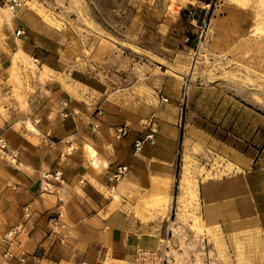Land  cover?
<instances>
[{
  "label": "rangeland",
  "instance_id": "rangeland-1",
  "mask_svg": "<svg viewBox=\"0 0 264 264\" xmlns=\"http://www.w3.org/2000/svg\"><path fill=\"white\" fill-rule=\"evenodd\" d=\"M21 1L11 12L0 0V154L9 160L3 119L13 112L34 116L45 94L53 101L61 88L97 106L115 96L140 111L145 130L154 123L155 136L177 131L175 195L188 221L206 167L212 178L232 170L210 146L183 145L190 117H205L245 143L264 142V0H213L181 14L175 0ZM166 10L174 19L170 33L143 31L148 14L161 17ZM19 27L24 36L16 35ZM29 123L25 128L38 133ZM188 135L199 141L195 128ZM245 174L232 184L214 182V195L250 192L264 211V161ZM4 194L0 200H12ZM12 211L0 209L6 217H0V254ZM188 228L182 225L176 240L161 241L138 264H264V236L224 240L214 232L204 242Z\"/></svg>",
  "mask_w": 264,
  "mask_h": 264
},
{
  "label": "crops",
  "instance_id": "crops-1",
  "mask_svg": "<svg viewBox=\"0 0 264 264\" xmlns=\"http://www.w3.org/2000/svg\"><path fill=\"white\" fill-rule=\"evenodd\" d=\"M212 1L175 0V6L181 14L188 7ZM170 15L168 10L161 17L148 14L143 31L170 33L174 22L169 21ZM45 95L34 116L13 112L10 119H3L10 160L0 154V190L12 200H0V209L13 210L8 225L24 224L12 248L26 254L27 264H138L140 256L157 252L164 245L161 241L176 240L182 225L189 227L190 237L204 242L214 232L224 240L264 236V211L252 193L216 196L212 188L216 181L232 184L244 177L242 173L256 170L264 161V142L259 138L245 143L205 117H190L183 145L210 146L226 158L232 170L212 178L206 167L198 180L199 202L190 208L195 216L185 221L175 195L179 145L175 129L168 135L156 134L134 153L135 140L148 130L140 124V111H133L124 100L109 96L97 106L93 99L70 98L63 88L54 92L53 101ZM98 107L102 115L96 114ZM28 120L38 133L25 128ZM94 123L99 124L97 130L92 129ZM123 124L130 125V133L115 140L114 129ZM193 128L199 141L186 138ZM119 164L129 170L115 182L113 174ZM25 205L35 212L30 220L24 218ZM60 211L65 214V228L51 223ZM194 225L202 231L192 229ZM2 254L0 264H14Z\"/></svg>",
  "mask_w": 264,
  "mask_h": 264
},
{
  "label": "built area",
  "instance_id": "built-area-1",
  "mask_svg": "<svg viewBox=\"0 0 264 264\" xmlns=\"http://www.w3.org/2000/svg\"><path fill=\"white\" fill-rule=\"evenodd\" d=\"M7 8L11 12H15L18 10V8L21 7L22 1L21 0H6L5 2ZM26 34L25 28L19 27L16 30V35L17 36H24ZM168 99L162 97V102H166ZM97 114H102V110L100 108H97L96 110ZM151 127L148 131V133L142 137L138 138L134 142V153L139 152L145 142H152L155 138V133H156V127L154 123H151ZM99 128V124H92V129L97 130ZM130 133L129 127L126 124L119 125L114 129V138L115 140H121L125 137H127ZM128 166L124 164H119L116 167V170L114 171L113 174V180L115 182L121 181L125 175L128 172ZM48 178V175L45 176ZM57 178V176H56ZM24 212V218L27 220H30L33 218L35 215V212L32 210L30 205H25L23 208ZM64 212L60 211L56 213L52 218H51V223L53 227H61L65 228L66 224L64 221ZM24 230V224H18L14 227H12L10 230L4 233L2 237V242L5 244V250L2 254V257L5 261H11L14 260V264H27V257L26 254L23 252H17L12 248V244L16 240L17 236Z\"/></svg>",
  "mask_w": 264,
  "mask_h": 264
},
{
  "label": "bare ground",
  "instance_id": "bare-ground-1",
  "mask_svg": "<svg viewBox=\"0 0 264 264\" xmlns=\"http://www.w3.org/2000/svg\"><path fill=\"white\" fill-rule=\"evenodd\" d=\"M8 12H9V11H8ZM10 13H11V12H10ZM9 16H10V15H9ZM9 16H8V17H9ZM29 125H30L31 129L33 128V129L37 130L32 124L29 123ZM191 132H192V131H191ZM192 133H193V132H192ZM195 138H196V137H195ZM187 139L191 141L192 137H191L190 135H188V136H187ZM88 150H89V152H90L91 155H94V151H93V149H92L90 146H88ZM95 153H96V152H95ZM236 167H237V166H236ZM239 168H240V167H239ZM191 190H192V189H191Z\"/></svg>",
  "mask_w": 264,
  "mask_h": 264
}]
</instances>
